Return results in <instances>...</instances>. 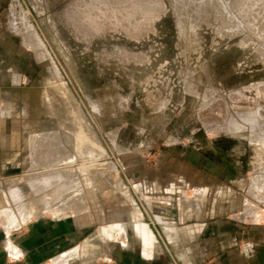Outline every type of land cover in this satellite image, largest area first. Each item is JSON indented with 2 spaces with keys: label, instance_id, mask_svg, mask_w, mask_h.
<instances>
[{
  "label": "rangeland",
  "instance_id": "obj_1",
  "mask_svg": "<svg viewBox=\"0 0 264 264\" xmlns=\"http://www.w3.org/2000/svg\"><path fill=\"white\" fill-rule=\"evenodd\" d=\"M254 84L237 96V89ZM0 94L1 108L9 106L0 121L2 245H13V231L16 245H49L48 261L54 245L65 251L86 242L100 248L98 264L105 263L104 253L110 263L135 264L130 255L140 253L142 239L134 215L158 230L154 216L161 214L178 226L204 225L200 247L190 240L180 250L195 256L194 264L216 258L264 264V0H0ZM101 94H108L109 104ZM53 96L66 120L57 119ZM37 97L38 108L32 103ZM69 106L81 110L91 156L76 154L67 141L57 149L56 141L43 140L35 151L31 136L78 130ZM238 110H253L254 123ZM63 157L67 167L92 160L90 167L116 163L119 169L113 186L102 172L95 183L83 181L80 205L94 221L83 222L80 212H44L41 193L25 179L56 175L61 164L51 163ZM88 174L79 176H94ZM62 182L44 193L63 192L73 179ZM16 186L23 196L14 201ZM184 191L202 206L200 217L194 205L180 207ZM21 202L36 215L8 229ZM63 203L71 209L75 202ZM118 225L125 228L124 241L102 237L99 228ZM155 255L159 264H175L168 252Z\"/></svg>",
  "mask_w": 264,
  "mask_h": 264
},
{
  "label": "bare ground",
  "instance_id": "obj_2",
  "mask_svg": "<svg viewBox=\"0 0 264 264\" xmlns=\"http://www.w3.org/2000/svg\"><path fill=\"white\" fill-rule=\"evenodd\" d=\"M39 2V1H38ZM44 8V7H43ZM29 43V42H28ZM263 55V54H262ZM259 56H261V55H259ZM258 56V57H259ZM256 84V83H255ZM254 84V86H244L243 88H239V89H237V96H240L241 94H242V92L244 91V89H250V88H252V87H255L256 85L258 86V83L255 85ZM260 84V83H259ZM81 86V85H80ZM81 88H83V87H81ZM60 89V88H59ZM79 91H80V89H79ZM66 92H67V90H62V95L61 96H63L62 98L63 99H66L65 98V94H66ZM46 94V93H45ZM69 94V93H68ZM44 95V94H43ZM107 95L108 94H101L100 95V98H102L103 100H106V105H107V103L109 104V99H108V101H107ZM49 96V95H48ZM2 96H1V94H0V98H1ZM50 97V96H49ZM52 97V96H51ZM97 98H98V96H97ZM99 98V99H100ZM109 98V97H108ZM33 99V98H32ZM54 101H55V103H54V105H56V110H55V115H56V117H57V119L58 120H61V121H63V120H66L65 118V112H66V109L64 108L63 110L61 109V107L59 106L60 104H62V102H60L58 99H56L54 96H53V98H52ZM111 99V98H110ZM115 100V98H112L111 100H110V102L111 103H113L114 102V100ZM37 100H38V97L37 98H34L33 99V105H35L36 106V108H38V106H39V104H40V101L38 100V102H37ZM40 100H41V97H40ZM43 100H45V99H43ZM66 101V100H65ZM47 102V101H46ZM67 102V101H66ZM92 102V101H91ZM94 102H98L97 101V99H96V101H94ZM1 104H3L2 103V101L0 100V121L2 120V118L1 117H3V116H5L6 114H5V110H9V106L6 104L5 105V109H3V108H1ZM51 104H53V103H51ZM59 104V105H58ZM93 104V103H92ZM100 104V103H99ZM104 104V103H103ZM114 104V103H113ZM112 104V105H113ZM120 104V103H119ZM105 105V104H104ZM105 105V108L107 107ZM62 106V105H61ZM54 107V106H53ZM98 107V106H97ZM101 108H103V107H101ZM100 108V109H101ZM104 108V109H105ZM204 108V107H203ZM69 109H71V115H73V117H75L79 122H78V124H79V128H78V130L76 131L75 130V132H74V134H71V135H66L65 134V136H63L62 135V137H61V135L60 134H58L57 132L54 134H49V135H47V136H45V135H42V134H40L41 136L40 137H32L31 136V138H30V143H31V145H33V149L36 151V147L37 146H41V147H43V144L45 143L43 140H46V143L45 144H52L53 146H55L54 144H56V148L57 149H59L57 146V144H59V145H61V143H62V146H63V144L65 143V141H67V144H69V143H71V146H72V149L73 150H75V153L76 154H79L81 157H89V156H91V152L90 151H88L89 150V146L87 147V138H89V132H87V133H85L86 131L84 130L85 128L83 127V120H84V118H83V115H82V113H81V110L79 109V108H75V107H71L70 108V106H69ZM99 109V110H100ZM64 111V112H63ZM105 111V110H104ZM102 112V111H101ZM238 112V114H239V116L241 117V118H243L242 116H245V115H249L248 117H247V119H248V121L250 122V123H254V121H255V113H254V111L253 110H243V111H237ZM152 118L153 117H150V120H152ZM146 120H148V119H146ZM257 120H258V118H257ZM259 121V120H258ZM263 122H264V118H263ZM62 123V122H61ZM259 123V122H258ZM261 123V122H260ZM63 124V123H62ZM66 125V124H65ZM254 125V124H253ZM256 126H258V125H256ZM255 126V127H256ZM83 127V128H82ZM224 127V126H223ZM254 127V126H253ZM72 131H74V130H72ZM42 132H44V131H42ZM263 135H262V138L264 139V130H263ZM47 134V133H46ZM88 134V135H87ZM35 135V134H34ZM258 140L259 139H255L254 138V140H253V142H258ZM56 141V142H55ZM262 141H264V140H262ZM42 142V143H41ZM55 142V143H54ZM54 143V144H53ZM36 144V145H35ZM50 144V145H51ZM66 144V147L67 146H69V145H67ZM94 144V143H93ZM264 144V143H263ZM65 146V145H64ZM63 146V147H64ZM30 148H31V146H30ZM68 148V147H67ZM66 148V149H67ZM43 149V148H42ZM47 149H49V147H47ZM47 149H46V151H47ZM56 150V149H55ZM32 151V150H31ZM35 151L33 152L32 151V153H35ZM42 151V150H41ZM43 151H45V148L43 149ZM43 151H42V153H43ZM49 151V150H48ZM47 151V152H48ZM65 151V150H64ZM64 151H62V149H61V151L59 150L58 151V153L59 152H62V155L64 154V156H68V153L65 155V153H63ZM72 151V150H71ZM38 152V151H37ZM40 152V151H39ZM50 152V151H49ZM65 152H68V149H67V151H65ZM41 153V152H40ZM42 153H41V155H42ZM57 153V154H58ZM69 153H70V151H69ZM72 153V152H71ZM75 154V155H76ZM59 155V154H58ZM62 155H59V156H62ZM71 155V154H70ZM93 155V154H92ZM59 156H57L58 158H59ZM72 156H73V154H72ZM36 158H37V156H36ZM56 158V157H55ZM80 158V157H79ZM78 158V159H79ZM31 161H33V160H31ZM36 162H37V160H35ZM80 161V160H79ZM32 163V164H37V163ZM66 162V158H61V160H58V161H54V162H52L51 164L53 165H60L59 167H56V168H58L57 169V172H55L56 173V175H54V176H51V174H48V173H46V174H41V175H31V176H28L27 178H25L26 176H24V178L26 179V181L28 180V182H29V185L31 186V188L32 189H35L36 188V190L38 191V192H40L41 193V201L43 202V204H44V206H45V211L44 212H46V213H48V214H58L59 213V215H62V214H64V213H66V211H70L71 213H73V214H77V213H84L85 215H84V218H83V222H85L86 220H90V221H94L93 220V218H92V215H91V212L89 211V212H87V211H83L84 210V208L85 207H83L84 205H80V204H85L84 203V200L86 199V198H84V190H83V188H84V185H85V183L83 184V181L84 180H87V181H89V183H95V181H96V179L97 178H95V174L97 175V173H101V175L100 176H102L103 175V181H107V182H109L108 183V185L110 184V186H113L114 185V183H115V180H116V176H117V173L119 172V169H118V167L115 165L116 163H112L110 166H104L103 165V167H97V166H91L90 167V164L92 163V160H90V161H88V160H86L85 162H80L79 163V166L77 167V165L75 166H71V167H67V166H63V165H66V164H64V163ZM68 162V161H67ZM63 163V164H62ZM110 163V162H109ZM31 164V165H32ZM107 165H109L108 163H106ZM105 164V165H106ZM38 165H39V162H38ZM37 165V166H38ZM36 166V167H37ZM40 166H41V164H40ZM50 166V165H49ZM31 167V166H30ZM34 168H35V166H33ZM47 170H49V169H47ZM56 170V169H55ZM59 170V171H58ZM42 171V170H41ZM82 171H85V173H89L90 174V171L92 172V173H94V176H90L89 174V176H79V175H81V172ZM38 173H40V172H38ZM76 176V177H75ZM99 176V177H100ZM68 177H72V179H73V183H72V185L70 186V187H64V190H63V192H57V193H54V194H52L51 196H48L47 194H45L44 193V189L45 188H47L48 186L50 187V185H53V184H51L52 182H54L55 181V183L56 182H62V181H64L65 180V178H68ZM101 178V177H100ZM99 178V180H101ZM15 180H13L12 182H18L20 179H23V176H22V178L20 177V178H14ZM25 179H23V180H25ZM11 181V180H10ZM27 182V183H28ZM100 182V181H99ZM101 182H102V180H101ZM64 182H62V186H66L65 185V183L63 184ZM106 183V182H105ZM57 184V183H56ZM60 184V183H59ZM68 188H70V189H68ZM106 189V188H105ZM134 189V188H133ZM11 190H12V192H10L11 193V196H12V198L14 199V201H17V199L18 198H20V197H22L23 195L21 194L22 192H21V188L18 186H16V187H13V188H11ZM68 190H71L70 192H69V194L68 195H70V196H67L66 197V195L67 194H65V193H67L68 192ZM130 188L128 187V185H127V190H126V194L128 195V197L130 198H132V199H134L133 198V193L132 192H130ZM67 191V192H66ZM133 191V190H132ZM44 193V194H43ZM184 194H185V196H186V199H187V201H189V200H191L190 199V194H191V192H186V191H184L183 192ZM137 196H139V195H137ZM4 198V196H3V194H0V198ZM68 199H71V202L73 203V201L75 202V203H73L72 204V206H71V209H67V208H65L64 207V201H66V200H68ZM21 200V199H20ZM146 200V199H145ZM58 201H60V202H58ZM147 201H149V199L147 200ZM1 203L0 204H2V205H5V200L3 199V201H0ZM20 202V201H19ZM18 203V202H17ZM66 203V202H65ZM20 204H22V202L20 203ZM20 204H18L17 205V207L15 208V209H13V211H12V214L14 215V219H13V223H16V225L17 224H19V223H22L21 221L23 220V219H27V221L30 219V216L31 215H33V214H35V212H36V210L34 209V208H32V207H30V206H28V205H26V203H23L22 205H20ZM80 206V207H78V206ZM143 206H145V205H143ZM5 207V206H4ZM198 207V206H197ZM200 207V206H199ZM144 208V207H143ZM151 206L150 205H147V209L146 208H144L146 211L147 210H149V211H151ZM83 209V210H82ZM40 210V209H39ZM18 211H21L22 213H20L21 214V216H19V215H17V216H15L16 214H19L18 213ZM198 212V211H197ZM36 215V214H35ZM34 216V215H33ZM77 216V215H76ZM135 218V221H136V230H137V232H139L140 233V235H141V237H142V239H143V242L145 243V244H149V245H152L153 246V244H154V241H156V239H157V236L155 235V231L157 230H155V229H153V227H150V226H148L147 224V222L145 221V219L144 220H142V218L143 217H141V216H139V214L138 215H135L134 216ZM235 217H237V215H235ZM154 218L158 221V220H160L158 217H156V216H154ZM241 218H244L245 219V216H242ZM76 219V218H75ZM147 219H149V217L148 218H146V220ZM81 220V219H80ZM151 220V219H150ZM153 220V219H152ZM152 222V221H151ZM155 222V221H154ZM153 222V223H154ZM156 224V223H155ZM165 223H163V222H157V228H158V230H157V234H158V237L160 238V237H162V239L164 240V242L165 243H168L167 241L169 240V239H171V236L168 234V232L166 231V229H165ZM21 226H24V224H22ZM20 226V227H21ZM155 228V227H154ZM100 231L101 232H104V233H106L107 234V236L109 237V238H111V239H114V238H116L117 236H119L118 234H119V230L118 229H104V227H102L101 229H100ZM122 235H123V237H124V232L122 233ZM121 235V236H122ZM161 239V238H160ZM162 241V240H161ZM167 249V248H166ZM150 251V250H149ZM178 253V252H177ZM179 255V254H178ZM177 256V255H176ZM174 263L176 264V262L174 261Z\"/></svg>",
  "mask_w": 264,
  "mask_h": 264
},
{
  "label": "crops",
  "instance_id": "obj_3",
  "mask_svg": "<svg viewBox=\"0 0 264 264\" xmlns=\"http://www.w3.org/2000/svg\"><path fill=\"white\" fill-rule=\"evenodd\" d=\"M183 198H184L182 201L183 204H181L180 207L182 209L192 208V205H194L195 206L194 216L196 218L200 217V211L202 210L201 208L202 206L198 204L199 202L198 201L193 202L192 199L190 201H187L185 197ZM156 217L160 219L158 220L159 222H163L166 224L165 229L168 232V234L171 236V239L167 241L168 243H166V245H171L172 251L170 250L168 251V249H166V245L164 244L162 248H157L158 247L157 241H154L153 246L149 244H145L141 237L142 245H141L140 253L136 255H132L133 253L131 252L132 254L130 255L133 260L137 261L135 262V264H159L158 262L159 258L155 254L162 253V252H168L169 254H171V256L173 255L172 258H174L177 264H194L195 262H193L192 259L195 256L191 258L185 255L184 253H182L180 250L182 249L183 245H185V243L190 240L193 243L192 245L194 249L197 250V248L200 247L199 245L196 244V241L200 237L199 235L202 233L204 225L202 223H191V224L186 223V224H183L182 226H178L176 225L174 220H168L161 214H157ZM13 224H14L13 222L10 223V225L8 224L7 228L8 229L12 228ZM103 227L105 230L112 229L110 228V226H107V227L103 226ZM118 227H119L118 229L119 236L116 237L118 239L116 238L111 239L107 236L106 233L101 232V231L100 233L104 239L111 240V241L113 240H121V241L123 240L124 241L125 234H126L125 228L122 225H118ZM2 229L8 233L4 225ZM123 232H124V237L122 235ZM0 234H1V230H0ZM178 235L182 238L180 239L181 241L173 243L172 241ZM9 236L14 241V242L13 241L11 242L13 243V245H2L0 242V264H98L96 263L97 255H98L97 252H98V249L100 250V248H98L96 245H89L88 243L84 242L83 244L76 245L73 248L67 249L65 251L64 250L62 251V249L64 248H59L61 247V245H54L55 248L57 249L56 250L57 252L48 261L47 260L48 253L50 249L49 245H16L18 241H17V238L14 236L13 231L9 233ZM9 239L7 238V240ZM233 247L235 246L232 245L231 248ZM129 254L130 253H126V258H125L126 261H128ZM101 255H103V259L105 260L104 261L105 263H99V264H114V263H110L106 261V260L111 259L110 257L107 256V253H104ZM203 257H207V255H203ZM207 258H205L204 261H206ZM230 260L226 261L225 259V261L222 262V260H218V258H216L215 261H212L211 263H206V264H236L233 262L226 263ZM119 261L121 262V260ZM124 264H128V262Z\"/></svg>",
  "mask_w": 264,
  "mask_h": 264
}]
</instances>
